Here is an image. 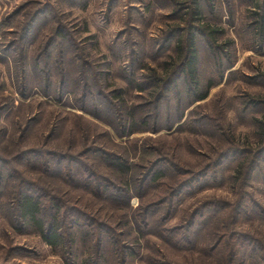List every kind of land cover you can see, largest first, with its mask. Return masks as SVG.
I'll use <instances>...</instances> for the list:
<instances>
[{
    "label": "rangeland",
    "instance_id": "374dc122",
    "mask_svg": "<svg viewBox=\"0 0 264 264\" xmlns=\"http://www.w3.org/2000/svg\"><path fill=\"white\" fill-rule=\"evenodd\" d=\"M263 13L264 0H0V168L9 171V183L24 181L31 190L32 183L39 195L121 231L132 246L128 264H222L206 252L222 232L264 243V161L245 187L244 172L238 174L242 158L230 157L217 166L214 184L180 201L172 224L206 203L229 207L208 220L185 250L161 236L155 219L149 227L141 224L140 232L132 216L138 197L119 209L64 178L56 166L68 159L51 155L76 158L116 180L101 160L104 153L138 164L165 157L193 172L238 149L247 150L245 160L257 161L264 144L254 122L264 121L263 108L254 102L264 104V22L262 35L258 25ZM189 41L196 51L194 81L199 93L209 85L207 98L195 102V92L187 93L177 80L162 90L159 132L121 134L130 115L154 111L161 91L149 86L148 76L167 79ZM181 111L183 121L166 131V121H177L172 120ZM34 153L45 154L40 158L46 156L47 165ZM169 183V177L161 180L145 199H157ZM243 196L245 214L236 222L233 209ZM1 203L0 264H119L107 243L96 261L94 235L84 240L77 233L72 250L63 254L27 225L13 229Z\"/></svg>",
    "mask_w": 264,
    "mask_h": 264
},
{
    "label": "trees",
    "instance_id": "16d2710c",
    "mask_svg": "<svg viewBox=\"0 0 264 264\" xmlns=\"http://www.w3.org/2000/svg\"><path fill=\"white\" fill-rule=\"evenodd\" d=\"M263 22L264 13L260 14L259 18L260 35H262ZM198 31L203 33L205 30L204 28H198ZM187 44L183 46V60L179 65L173 67L167 79H160L154 75L148 76L150 80L148 82L149 86L159 88V93L161 91L156 101L154 100V106L151 105L154 111L149 114H152V117L147 118L149 114H144L137 118L133 117V114L130 115V120L123 123L124 127L121 134L125 133L128 136L136 132H159L161 129L157 127V119L159 118V106L163 103L162 90L168 91V88L177 80L184 81L185 88L188 90L187 93L195 92V102H200L207 98L209 85H207L203 93H199L197 90L198 84L194 81L196 51L192 42L190 43L189 41ZM178 48L181 50V45ZM82 80L84 81V79ZM61 84L62 82L58 84V88L62 87ZM60 90H63V88ZM138 90L143 91L144 89L138 87ZM117 94L119 92L115 93V95ZM58 98L60 99L59 93ZM254 102L255 106H261L262 110H264L262 101ZM177 113L178 115L172 120L177 119V121L171 122L170 119L166 121V131L172 130V125L175 123L178 124L183 121V111ZM198 120L202 122V118ZM254 120L258 128L261 129V135L264 137V121ZM126 126H128L127 132H125ZM238 150L223 157L221 163L213 161L211 165H205L200 172H193L192 170L178 166L165 157L154 159L149 164H138L127 159L125 155L119 156L102 153L103 159L101 157V160L107 163L105 166L115 172L117 180L114 176L112 178L103 177L96 170H92L89 166L84 165L83 162L75 160L76 158L69 159L66 155L55 153H51V155L58 156L64 160L68 159L65 165L59 163L56 166V169H58L64 178L71 181L72 184L80 185L92 193L96 192L97 197L108 199L118 206L119 209L129 208L130 199L133 196L138 197L139 203L132 212V216L135 221L134 224L140 226L138 228L140 232H143L141 224L149 227L150 220L155 219V225L162 229L163 234L161 236L163 238L173 241L179 249L190 250L194 245L197 233L205 228L208 220H215L217 218L214 217L215 214L220 213V211L223 213L229 207L218 208L211 205V203H206L197 209H193L181 219L182 221L180 220L172 224L179 203L190 193L201 189V186L214 184L217 179L215 175L217 166H222L230 157H238L239 159L237 160L242 158V161H239L240 163L238 164L240 166L238 174L242 176L244 172L245 185L243 186L250 185L256 172H260L262 169L260 166L262 162L260 163V160L264 161V144L259 149L261 151L257 161L245 160L244 158L248 154L247 150ZM144 151L146 152L145 148ZM256 154L258 153H255V158L258 156ZM32 155L35 159L41 160V165H47V157L40 158L45 154L34 153ZM8 172L0 168V198L3 196L5 199V201L0 203L11 217L9 219L10 227L19 232L22 226L27 225L33 228L47 246L59 250L63 254L69 253L72 250L77 233H80L84 240L94 235L93 238H96V241H94L96 261L100 260V252L104 244L107 243V246L113 250V254L118 256L117 261L119 264H128V260L133 256V252L131 251L132 246L125 239L124 234L120 233L121 231L93 220L78 209L65 207L61 201H58L57 198L47 193H44L46 195H39L41 194L40 189H36L32 183H30L32 190L25 186V184L29 183H25L24 181H19L17 184L11 182L10 184L9 179L12 180V177ZM166 177H169L170 183L164 186L163 194L158 196L157 199L147 201L145 196L149 190ZM244 196L241 197L242 199L233 209L234 218L235 220L237 219L236 222L240 221L245 214L244 211L247 204L245 201L246 197ZM260 212L264 216V210L262 209ZM222 233L219 237L214 235L210 246L206 249L207 254L212 258L216 257L220 259L222 264H241L243 260H253L255 264H264L263 242L249 234L238 232L231 234Z\"/></svg>",
    "mask_w": 264,
    "mask_h": 264
}]
</instances>
